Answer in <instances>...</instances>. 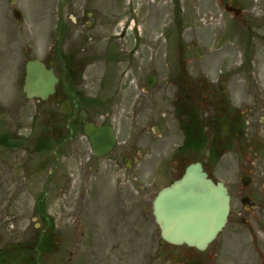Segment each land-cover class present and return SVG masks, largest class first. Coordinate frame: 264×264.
<instances>
[{
  "label": "rangeland",
  "instance_id": "rangeland-1",
  "mask_svg": "<svg viewBox=\"0 0 264 264\" xmlns=\"http://www.w3.org/2000/svg\"><path fill=\"white\" fill-rule=\"evenodd\" d=\"M232 3L244 10L239 20L224 10L222 0H17L22 12L18 20L9 1L0 0V132L16 144L0 145V246L32 243L46 228L52 246H97L103 264L117 262L126 252L128 264H154L159 227L152 200L179 167L160 170L155 156L146 155L143 168L126 169L114 165L111 154L93 156L79 124L69 138L68 118L74 115L61 114L55 101L25 96L24 64L33 56L65 53L68 65L78 69L75 90L99 101L91 116L105 121L111 104L121 111L138 98V66L153 62L165 69L180 66L184 57L183 65L192 66L194 73L203 71L205 82L215 87L224 82L232 105L246 109L254 123L261 144L258 155L250 157L253 152L248 151L238 161L230 153L208 168L233 192V213L240 208L241 196L256 188L263 208L246 225L228 222L204 251L162 241L160 264H189L190 252L203 264H264V0ZM59 24L65 26L58 40ZM131 65L137 66L127 69ZM212 104L205 99L194 106L204 126ZM52 110L58 112L54 119L49 116ZM124 115L116 119L121 130ZM144 121L150 134L153 126H162L172 143L179 142L178 122L150 120L147 115ZM54 126H61L67 139L47 138L45 148L50 147L37 150L36 143ZM246 164L252 166L253 180L242 188ZM40 196L47 220L37 208ZM61 249L50 254L49 264H57Z\"/></svg>",
  "mask_w": 264,
  "mask_h": 264
},
{
  "label": "flooded vegetation",
  "instance_id": "flooded-vegetation-1",
  "mask_svg": "<svg viewBox=\"0 0 264 264\" xmlns=\"http://www.w3.org/2000/svg\"><path fill=\"white\" fill-rule=\"evenodd\" d=\"M224 8L227 4L234 5L232 0H222ZM232 15V13H229ZM241 16V15H240ZM240 16L236 17L240 18ZM181 65L175 64L172 67L160 68L153 63L148 67L138 66L136 69L139 75L138 98L133 99L132 103L127 105L126 108H119L121 111L113 108L110 105V112L108 113V119L101 122L104 124H111L114 127L116 135V145L114 149L108 153L112 155L114 165H120L126 169H139L144 167V157L146 155H153L154 161L160 170H168V168L174 166L179 167L178 173L168 182L171 183L174 179L181 176L188 163L199 156L192 150V135L193 131H196L197 138L202 139L204 148L210 144L208 148V156L210 160L217 158L219 161L227 154L234 153L236 159L239 161L240 156L244 157L248 151H252L250 157L258 155L261 144L259 143V135L256 134V128L251 121L250 116H246V109L235 108L232 105V98L225 95L226 84L219 82L209 84L205 82L203 71L196 69L190 65H183L184 57H180ZM46 61V60H45ZM51 60H47L46 63L50 65ZM137 65H131L127 69L136 67ZM59 66L55 65V68ZM77 68V67H76ZM69 74L71 71L70 66L64 67ZM60 72V70L58 69ZM65 71V72H66ZM60 82V81H59ZM67 81L58 88L60 93L50 97L48 100L57 102L59 108L62 107V103L65 101L74 102L75 109L80 107L79 101L81 96H78L72 100L69 98L73 92H70L65 86ZM59 85V84H58ZM211 87V88H210ZM135 96V94H134ZM211 100L213 102V111L210 112L206 125L204 126L200 119V113L194 108L195 104L201 100ZM161 106H164L165 112L160 114ZM251 107H248L249 110ZM125 111V130L119 129V124L116 121L117 115L123 114ZM74 112L71 108L70 113ZM79 112V110H78ZM77 112V115H78ZM119 112V113H118ZM253 114V109H251ZM148 116L150 120L163 119L162 122L167 123L169 120L172 122H178L179 128V142L172 143L169 136L166 134L164 127L153 126L152 133L146 129L145 116ZM96 117V116H95ZM169 118V120H168ZM90 121L92 118L88 116ZM95 119V118H94ZM118 120V119H117ZM224 123V125H222ZM207 129L208 133H205L204 129ZM147 133L149 135H147ZM212 135V138L209 137ZM256 134V135H255ZM156 136H159L162 140H158ZM157 141H159L157 143ZM210 142V143H209ZM141 148L145 150L143 154ZM214 152L215 156L211 155L210 151ZM153 150V152H151ZM198 152H201L199 147ZM146 151H148L146 153ZM235 151V152H233ZM151 152V153H149ZM172 152V154H171ZM167 153V157L164 155ZM171 156H175L172 160ZM246 174L245 179H242V188H248L253 178L251 175L252 166L250 164L245 165ZM249 184V185H248ZM231 197L233 198V192L229 189ZM260 191L258 188L246 192L241 198L247 197L248 199L242 201L240 208L237 212L233 213L231 210L229 222L233 220L235 223H242L244 220L249 221V217L255 218V211L263 208V204L258 200ZM237 214V219H232L233 215ZM256 219V218H255ZM45 230V229H44ZM162 239L159 232L158 244L153 246V262L154 264H160ZM173 246V245H172ZM19 246H0V264H31L34 261H40L41 255L43 257V263L47 264L50 253L55 250L61 249L59 246H34L27 244L22 246L24 259H11L7 255L9 252L16 250ZM107 254L112 256L110 249ZM33 256V259H31ZM192 259L189 260V264L195 258L193 252H190ZM129 253L126 252L117 259L116 262H110V264H128ZM27 258V259H26ZM148 263L151 260L150 251L147 254ZM178 264V262H175ZM49 264V263H48ZM57 264H103L98 256L97 246H62L61 253L58 254Z\"/></svg>",
  "mask_w": 264,
  "mask_h": 264
},
{
  "label": "water",
  "instance_id": "water-1",
  "mask_svg": "<svg viewBox=\"0 0 264 264\" xmlns=\"http://www.w3.org/2000/svg\"><path fill=\"white\" fill-rule=\"evenodd\" d=\"M10 2L15 3L16 0ZM14 12L21 17L17 8ZM57 82L53 70L40 60L26 63L25 91L29 97L46 99L55 92ZM80 116L93 151L103 155L111 150L115 143L112 128L87 121L84 110ZM230 200L225 184L211 178L202 163L196 162L190 164L179 179L157 193L153 200V214L166 241L205 249L224 229Z\"/></svg>",
  "mask_w": 264,
  "mask_h": 264
},
{
  "label": "trees",
  "instance_id": "trees-1",
  "mask_svg": "<svg viewBox=\"0 0 264 264\" xmlns=\"http://www.w3.org/2000/svg\"><path fill=\"white\" fill-rule=\"evenodd\" d=\"M193 143H195V142H193Z\"/></svg>",
  "mask_w": 264,
  "mask_h": 264
}]
</instances>
